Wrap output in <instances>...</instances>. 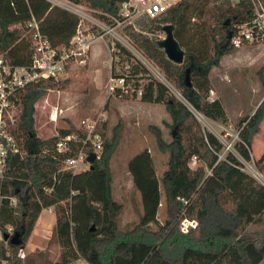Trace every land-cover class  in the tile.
Returning <instances> with one entry per match:
<instances>
[{
    "label": "trees",
    "instance_id": "trees-1",
    "mask_svg": "<svg viewBox=\"0 0 264 264\" xmlns=\"http://www.w3.org/2000/svg\"><path fill=\"white\" fill-rule=\"evenodd\" d=\"M93 10L98 17L115 13L122 0H70ZM209 0H178L153 17L140 16V29L161 30L172 24L173 36L180 47L185 23L191 19L202 27L204 51L195 46L182 48L180 63L168 60L151 37L128 32L138 50L155 60L164 78L180 93L176 97L166 84L150 77L147 68L117 41L112 43L110 74L132 81L133 90L116 87L113 94L135 95L138 80L139 99L163 103L174 135L165 141L155 130L156 148L166 154L165 168L157 174L147 148L133 154L126 162L131 185L138 193L137 219L121 228L117 216L121 203L111 194L108 164L113 143L104 137L105 122L97 124L102 134V148L91 166L79 171L62 168L64 154L54 149L58 135L75 130L72 125L59 128L55 135L41 137L33 127L34 103L45 89L58 88V78L46 77L28 85L19 93L20 109L15 131L21 127L27 137L21 141L20 171L13 170L14 152L9 151L0 170V227L11 225L20 230L21 240L11 244L0 237V262L22 264L19 250L43 208L53 207V234L58 256L45 264H264V184L242 168L240 159L249 160L253 134L264 115V101L237 124L238 139L234 150L221 154L222 143L203 129L188 105L211 120L225 121L226 114L218 98H208L209 70L218 58L235 47L227 43L234 15L228 0H214L213 18L206 19ZM33 17L50 44L66 47L74 32L77 17L49 0H0V53L10 62H29V41L23 35L24 23ZM189 85L185 83V68ZM61 82H64L63 80ZM194 157L196 164L190 165ZM262 157L255 159L258 163ZM22 166V167H21ZM11 198L15 202H11ZM164 200L166 216L157 220L158 207ZM182 217L196 224L180 230ZM155 227L152 228L151 224ZM25 264H33L27 259Z\"/></svg>",
    "mask_w": 264,
    "mask_h": 264
},
{
    "label": "rangeland",
    "instance_id": "rangeland-1",
    "mask_svg": "<svg viewBox=\"0 0 264 264\" xmlns=\"http://www.w3.org/2000/svg\"><path fill=\"white\" fill-rule=\"evenodd\" d=\"M52 1V0H51ZM50 3L54 4V1ZM229 2V0H228ZM214 0H209L206 10V19L213 18ZM192 23H185L183 36L180 38L182 48L195 46L204 51L202 27L196 19ZM149 31L136 26H125L118 30L121 38L116 40L112 36H105L104 40H97L88 50L83 63H74L66 67L58 76L60 87H49L34 103L33 127L37 135L47 137L55 135L59 128L70 125L77 127L80 120L87 118L95 121V127L100 121L105 122L104 137L113 143L109 153L108 164L111 172V194L121 203V210L117 216L118 226L124 228L137 219L138 193L131 185L130 174L126 168L127 160L142 148H147L152 155L153 165L157 174L165 168L166 154L156 148L155 130L165 141H170L175 129L170 116L163 103L146 102L139 99L138 89L146 81V78L138 80L136 94L128 96L109 93L110 63L113 56L112 43L117 41L137 58L148 70L150 77L158 79L166 84L169 90L179 99L183 100L180 93L165 78L160 65L153 59L144 56L128 32L137 36L145 35L153 39L163 37L162 30H153L147 24ZM210 90L208 98H218L226 114L225 121L211 120L196 112L189 105L194 117L203 129L211 131L222 143L221 154L226 150L227 143L238 139V119L243 115H250L264 101V50L256 46H244L223 53L218 62L209 70ZM64 82H61V81ZM128 93L133 90L132 81L125 83ZM24 90L22 91V93ZM18 99V109L20 100ZM55 113V118L51 115ZM102 135V134H101ZM27 134L19 127L13 133V139L19 145L20 150L15 152L13 170L16 174L20 171V155L25 151L21 141ZM231 151L234 152L231 147ZM242 162V168L248 173L257 170L259 179L264 180V115L259 121L258 130L253 134L249 160L242 159L234 152ZM262 157L258 163L255 159ZM196 164L192 157L190 165ZM86 166L79 163L74 171H79ZM22 167V166H21ZM14 203L15 199L11 198ZM165 204H161L157 211L159 223L165 218ZM54 215L53 207L43 208L21 248L22 264L31 259L33 264H45L53 261L58 256V245L53 234ZM151 227L155 225L152 223ZM11 231V230H10ZM11 233V232H10ZM73 264H85L81 259Z\"/></svg>",
    "mask_w": 264,
    "mask_h": 264
},
{
    "label": "built area",
    "instance_id": "built-area-1",
    "mask_svg": "<svg viewBox=\"0 0 264 264\" xmlns=\"http://www.w3.org/2000/svg\"><path fill=\"white\" fill-rule=\"evenodd\" d=\"M52 1L77 17L74 32L67 46L60 50L52 46L39 29L37 21L31 17L25 21L23 33L29 41V62L12 63L0 53V170L5 155L9 151L15 153L20 150L13 139V133L18 120V99L21 90L41 78H57L66 67L74 63H83L88 50L97 40H104L107 35L120 40L118 30L125 26H134L140 16L153 17L160 14L178 0H122L117 11L104 13V18L96 16L92 9L80 3L70 0ZM229 5L233 7L234 15L227 18L230 23L227 43L235 48L256 46L264 50V0H229ZM108 79L109 93H113L116 87L126 91L127 85L122 77L110 74ZM51 118H55V113ZM231 147V143L226 144V148ZM101 148L102 135L96 129L95 121L90 122L87 118L81 119L75 130L58 135L54 140L55 151L64 154L63 169L74 170L79 163H85L84 168L88 167L86 156L92 152L97 157ZM250 174L264 184V180L257 176V174L260 176L257 170ZM195 224V219L182 217L179 228L185 231ZM10 230V224L5 225L4 229L0 227V237L3 232ZM0 264H4V261Z\"/></svg>",
    "mask_w": 264,
    "mask_h": 264
},
{
    "label": "water",
    "instance_id": "water-1",
    "mask_svg": "<svg viewBox=\"0 0 264 264\" xmlns=\"http://www.w3.org/2000/svg\"><path fill=\"white\" fill-rule=\"evenodd\" d=\"M161 30L163 31V37L159 38L156 41L158 47H160L164 53V56L174 63H180L183 59L184 51L180 47L178 41L173 36V27L170 23H165L162 25ZM189 67L185 68V83L189 85L187 72ZM95 155L94 153L90 152L86 156V160L89 162V167L91 166L92 161L94 160ZM3 239L7 240L11 244H18L21 240V231L20 230H13L11 233L3 232L2 234Z\"/></svg>",
    "mask_w": 264,
    "mask_h": 264
},
{
    "label": "bare ground",
    "instance_id": "bare-ground-1",
    "mask_svg": "<svg viewBox=\"0 0 264 264\" xmlns=\"http://www.w3.org/2000/svg\"><path fill=\"white\" fill-rule=\"evenodd\" d=\"M257 176L259 177V175L257 174Z\"/></svg>",
    "mask_w": 264,
    "mask_h": 264
}]
</instances>
